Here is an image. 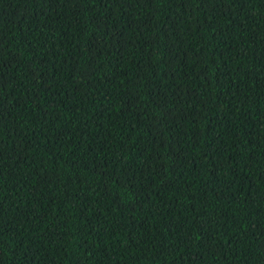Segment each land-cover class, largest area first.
<instances>
[{
    "label": "trees",
    "instance_id": "16d2710c",
    "mask_svg": "<svg viewBox=\"0 0 264 264\" xmlns=\"http://www.w3.org/2000/svg\"><path fill=\"white\" fill-rule=\"evenodd\" d=\"M0 264H264V0H0Z\"/></svg>",
    "mask_w": 264,
    "mask_h": 264
}]
</instances>
